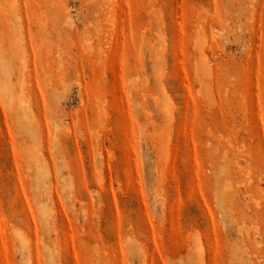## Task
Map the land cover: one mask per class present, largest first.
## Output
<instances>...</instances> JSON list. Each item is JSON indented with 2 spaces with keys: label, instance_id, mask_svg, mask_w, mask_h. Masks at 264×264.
I'll return each mask as SVG.
<instances>
[{
  "label": "rangeland",
  "instance_id": "1",
  "mask_svg": "<svg viewBox=\"0 0 264 264\" xmlns=\"http://www.w3.org/2000/svg\"><path fill=\"white\" fill-rule=\"evenodd\" d=\"M0 264H264V0H0Z\"/></svg>",
  "mask_w": 264,
  "mask_h": 264
},
{
  "label": "bare ground",
  "instance_id": "2",
  "mask_svg": "<svg viewBox=\"0 0 264 264\" xmlns=\"http://www.w3.org/2000/svg\"><path fill=\"white\" fill-rule=\"evenodd\" d=\"M7 78H8V77H7ZM7 78H6V79H7ZM7 80H8V79H7ZM9 81H10V80H8V83H9ZM20 100H21V99H20ZM20 103H21V102H20Z\"/></svg>",
  "mask_w": 264,
  "mask_h": 264
}]
</instances>
